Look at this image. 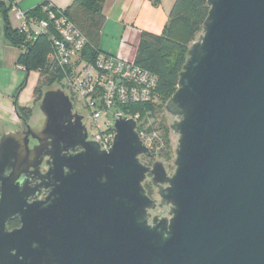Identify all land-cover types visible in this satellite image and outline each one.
Returning <instances> with one entry per match:
<instances>
[{
	"label": "water",
	"instance_id": "water-1",
	"mask_svg": "<svg viewBox=\"0 0 264 264\" xmlns=\"http://www.w3.org/2000/svg\"><path fill=\"white\" fill-rule=\"evenodd\" d=\"M207 5L166 105L171 176L141 162L152 152L127 116L109 151L88 141L61 89L44 93L36 127L3 131L0 264H264V0ZM157 207L167 217L150 222Z\"/></svg>",
	"mask_w": 264,
	"mask_h": 264
},
{
	"label": "trees",
	"instance_id": "trees-1",
	"mask_svg": "<svg viewBox=\"0 0 264 264\" xmlns=\"http://www.w3.org/2000/svg\"><path fill=\"white\" fill-rule=\"evenodd\" d=\"M105 2L106 0H74L64 11V14L87 38L88 43L82 52V58L87 61H93L101 52L99 45L105 21ZM0 12H3L6 18V36L23 52L19 64L28 74L35 72L39 75L38 84L34 90L35 102L38 103L42 99L43 93L52 89L51 84H60L62 81L63 73L53 68L48 59L49 54L53 51L52 37L57 34L54 30H50L48 34L30 40L18 29L11 27L7 16L9 8L1 2ZM208 12L207 0H176L163 33L158 35L144 32L142 34L134 63L157 77V88L152 102L128 107L133 113L140 112L142 119L146 120L155 110V98L170 99L177 91L180 74L188 58L189 48L202 34ZM29 13L40 19L44 18V14L41 13V6L29 11ZM46 85L48 88L43 89ZM17 113L23 124H29L31 117L35 119L34 108L17 107ZM159 129H163L165 135L156 139V149L152 153L161 155L166 160H171L173 158L171 128L166 124H161ZM152 131L156 130L153 128L149 132ZM19 225L18 221H14L10 227L16 228Z\"/></svg>",
	"mask_w": 264,
	"mask_h": 264
},
{
	"label": "built area",
	"instance_id": "built-area-1",
	"mask_svg": "<svg viewBox=\"0 0 264 264\" xmlns=\"http://www.w3.org/2000/svg\"><path fill=\"white\" fill-rule=\"evenodd\" d=\"M15 15L21 34L34 40L40 35L56 32L52 37L53 51L48 59L53 68L61 71L62 85L73 105L87 122V140L95 141L101 150L109 151L116 132L112 120L129 117L138 124L140 140L151 152L156 149V136L148 131L140 112L133 113L131 105L153 101L157 77L149 71L105 52H99L93 61L82 58L87 38L78 30L64 11L51 4H42L40 19L19 7L17 0H0ZM64 90V89H63ZM105 117L104 126L100 120ZM80 150V149H79ZM153 154V153H152Z\"/></svg>",
	"mask_w": 264,
	"mask_h": 264
},
{
	"label": "crops",
	"instance_id": "crops-1",
	"mask_svg": "<svg viewBox=\"0 0 264 264\" xmlns=\"http://www.w3.org/2000/svg\"><path fill=\"white\" fill-rule=\"evenodd\" d=\"M24 11H33L42 4H51L65 11L74 0H17ZM176 0H106L105 21L99 48L102 52L134 63L142 34H162ZM13 29L19 27L15 15L8 13ZM22 50L6 36V18L0 12V137L21 126L17 107H31L38 73L28 74L19 64ZM24 125V124H23Z\"/></svg>",
	"mask_w": 264,
	"mask_h": 264
},
{
	"label": "rangeland",
	"instance_id": "rangeland-1",
	"mask_svg": "<svg viewBox=\"0 0 264 264\" xmlns=\"http://www.w3.org/2000/svg\"><path fill=\"white\" fill-rule=\"evenodd\" d=\"M51 85H52V89H61V90L64 89V91H67V90H65L64 86L62 85V82H60V84L57 83V84H51ZM45 88H48V85L43 87V89H45ZM36 98H37V96H36ZM168 101H169V98H163V97L162 98L159 97L157 99L155 98V100H154V109L155 110L152 111L154 113L151 112V114L145 120V124L148 126V131L153 130V128L156 130V131L151 132L152 134H154L156 136V139H158V137L161 135L162 136L165 135V131L163 129H159L161 124H166L169 128H171L173 118L168 114V112L166 110V105H167ZM38 103L34 102L32 104L33 105L32 108H34V110H35V114H34L35 119L31 117V119L29 120V125H31L32 127H36L38 125V123L44 117L39 106L37 105ZM20 121H21V126L19 129H21L23 127V122L21 119H20ZM105 122H106V119H105V117H103L100 120V124L102 125V127L104 126ZM86 123H89V121ZM170 136H171V145H172V149H173V155H172L173 158L171 160H166L163 158V156L157 154V155H155L156 157H155L154 162L163 163L167 172H168V175L171 176L175 172V166H174L175 149L177 147L178 137L174 134V132L172 130L170 132ZM166 213H164V212L159 213V217L160 216L167 217Z\"/></svg>",
	"mask_w": 264,
	"mask_h": 264
},
{
	"label": "flooded vegetation",
	"instance_id": "flooded-vegetation-1",
	"mask_svg": "<svg viewBox=\"0 0 264 264\" xmlns=\"http://www.w3.org/2000/svg\"><path fill=\"white\" fill-rule=\"evenodd\" d=\"M73 113H74V114H78V115H80L78 109H76V107H75L74 105H73ZM81 116H83V121H82L83 124L86 125L87 120L85 119L84 115H81ZM24 127H25V124L23 125L22 128H24ZM85 127H86V126H85ZM32 144L34 145V144H36V142L33 141ZM78 150H79V149H78ZM155 157H156V156H155L154 154H152L151 157L141 156V157H140V160H141V162H142L144 165H146V166H148V167H152V166L154 165V163H155V162H154ZM153 162H154V163H153ZM46 170H47V166L44 164V165L42 166V172L44 173V172H46ZM143 185H144V188H145V190H146V194L148 195V197H150V198L153 199V200H156L157 203H158V205H159V203H160V198H159V195H158V188L152 183V176H151L150 174L147 175V178H146V180H145V182H144ZM167 210H168V208L160 209L159 207H157L155 210L149 211L150 216H151V218H150V222H151V220H152L153 217H155V216H159V213H161V212L166 213ZM166 215H167V213H166ZM160 217H164V216H160ZM19 226H20V225H19ZM19 226H18V227H19ZM11 229H13V228H11Z\"/></svg>",
	"mask_w": 264,
	"mask_h": 264
}]
</instances>
